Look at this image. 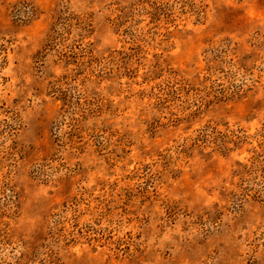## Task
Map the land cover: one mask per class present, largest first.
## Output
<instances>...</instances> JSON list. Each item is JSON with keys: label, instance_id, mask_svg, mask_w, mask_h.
<instances>
[{"label": "rangeland", "instance_id": "obj_1", "mask_svg": "<svg viewBox=\"0 0 264 264\" xmlns=\"http://www.w3.org/2000/svg\"><path fill=\"white\" fill-rule=\"evenodd\" d=\"M0 264H264V0H0Z\"/></svg>", "mask_w": 264, "mask_h": 264}]
</instances>
